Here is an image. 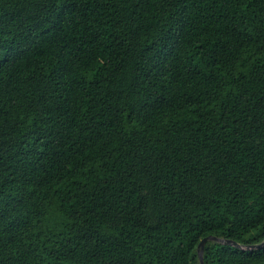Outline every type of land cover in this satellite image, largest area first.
I'll use <instances>...</instances> for the list:
<instances>
[{"label":"trees","instance_id":"trees-1","mask_svg":"<svg viewBox=\"0 0 264 264\" xmlns=\"http://www.w3.org/2000/svg\"><path fill=\"white\" fill-rule=\"evenodd\" d=\"M209 236L264 242V0H0V264H202Z\"/></svg>","mask_w":264,"mask_h":264},{"label":"water","instance_id":"water-1","mask_svg":"<svg viewBox=\"0 0 264 264\" xmlns=\"http://www.w3.org/2000/svg\"><path fill=\"white\" fill-rule=\"evenodd\" d=\"M218 241L222 244H225V245H231V246H236L238 248H243V249H247V250H253V249H259V248H263L264 247V242L259 244V245H252V246H246L244 247L243 245L233 241V240H228V239H221V238H218V237H214V236H209L205 239L202 240V242L200 243L199 245V253H200V260H201V263L204 264V257H203V254H204V249H205V246L206 244L210 241Z\"/></svg>","mask_w":264,"mask_h":264}]
</instances>
